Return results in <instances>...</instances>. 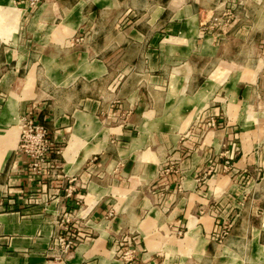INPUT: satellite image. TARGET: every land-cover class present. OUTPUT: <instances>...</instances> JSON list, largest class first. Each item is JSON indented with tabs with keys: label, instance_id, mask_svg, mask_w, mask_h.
I'll return each instance as SVG.
<instances>
[{
	"label": "crops",
	"instance_id": "0c3cea01",
	"mask_svg": "<svg viewBox=\"0 0 264 264\" xmlns=\"http://www.w3.org/2000/svg\"><path fill=\"white\" fill-rule=\"evenodd\" d=\"M41 1L31 15L30 0H0V10L17 14L12 37L0 36V45L13 49L0 53V70L15 63L0 77V94L6 96L0 97V264H264V39L253 38L264 33V0H246L248 9L239 11L249 20L245 29L254 34L249 56L225 60L239 66L234 70L218 56L215 69L193 89L197 65L191 58L198 51L204 58L220 49L212 35L217 30L207 24L221 13L216 5L223 0ZM232 1L236 10L238 0ZM21 24L24 39L15 32ZM39 36L48 85L40 87L36 63L25 77V83L30 74L33 78L31 90L23 89L25 83L19 90L17 62L25 59L28 67L32 49L25 56L18 50ZM54 47L65 54L43 52ZM180 50L186 59L178 65ZM164 54L173 66L158 107ZM133 71L152 75L135 79ZM116 74L121 82L110 83ZM146 85L151 90L143 92ZM115 88L121 100L111 109ZM23 91L26 97L13 98ZM104 97L107 116H118L122 125L103 127L97 114ZM183 108L192 110L190 116H182ZM204 109L202 118L219 126L194 137L189 133L192 115ZM21 116L45 125L54 149L65 144L56 155L61 164L55 179L32 176L28 158L15 151L14 130L7 142L5 131L17 127ZM112 133L127 142L119 158L133 162L127 180L138 186L129 190L117 184L102 187L93 176L110 159L102 155ZM183 133L189 139L181 140ZM168 162L176 164L175 170L161 175ZM116 163L110 159L107 176ZM227 168L230 172L223 173ZM90 178L85 191L83 182L89 181L83 180ZM78 179L75 196H83L88 209L81 213L90 216L83 230L93 231L94 237L78 244L69 258L54 262L48 260V247L59 209L74 206L63 185ZM227 222L231 231L218 245L215 236ZM124 237H129L125 248H138L131 263L119 259L125 248L115 254L114 245ZM131 238L136 240L130 243Z\"/></svg>",
	"mask_w": 264,
	"mask_h": 264
},
{
	"label": "rangeland",
	"instance_id": "374dc122",
	"mask_svg": "<svg viewBox=\"0 0 264 264\" xmlns=\"http://www.w3.org/2000/svg\"><path fill=\"white\" fill-rule=\"evenodd\" d=\"M245 1V3H244ZM236 2V0H235ZM257 2V1H256ZM254 2V4L257 6V3ZM42 4V1H40V3L36 6H34L32 8L33 12L31 13V15H34V12L37 10V8ZM232 4H234V1L232 0H223V2H219V4L217 3L216 7H218V11H221V13L217 14L216 16H214V18L211 20L210 23L207 24V26H211L214 30L216 29L217 31H215L212 35L214 37H216L215 39V46H217L216 44H219L220 49L216 48V51L211 50L209 51V54L204 56L200 54V52L198 51L197 55L193 56L191 58V62H193L195 65H197V67L193 68V75H192V89L195 88V86H198V83L201 82V80L203 79V77H205L206 75H208L210 72H212L215 67H216V62L217 60H215V58H217L218 56L223 55L225 57V59H222L225 65H227L225 60H230V56L235 54V58L237 60H240L241 58H243V56H249V52H250V40L253 37V33H250L247 31V29H245L246 25L248 24V18L247 16H242L240 15L239 11L242 10H247L248 7L246 5V0H238L237 1V7L236 10H232ZM251 5L254 6L251 2ZM251 9V8H250ZM249 9V10H250ZM233 11H237L236 13L233 14ZM16 21H17V14L12 12L10 9L7 8L0 10V36L2 37V39H6L8 40L9 38L12 37V32L14 31V28H16ZM240 25L238 30H235V26ZM12 27V28H11ZM24 24H21L19 29H17L16 34L19 36L20 39H24L26 38V35H24ZM244 27V28H243ZM231 28V29H230ZM235 28V29H234ZM49 39L53 40L54 39V35L52 32L49 33ZM30 36V35H29ZM38 36V33H37ZM31 37V36H30ZM41 36H39L36 41H34L32 45L27 44V46L25 44H23L22 47V51L18 50V53H20L21 55L25 56L24 53L25 51H30V48L32 49V56L30 55V60L28 61V67L26 66V60L25 59H19L18 60V75L17 78H19L16 86L19 90H21L22 86L25 83V77L27 76L28 73V69L31 65L33 64H38L36 65V70H38V78L40 79V83H41V88L46 87V84L48 85L47 80L45 79L43 73L44 70L41 66L42 61L40 60L39 57H41L42 52H41V46H43L42 42L40 41ZM254 38V42L257 41H261L264 39V33L263 32H257V36L253 37ZM30 40H32V38H29ZM34 39V38H33ZM47 39V38H46ZM45 40V39H44ZM46 43V42H45ZM223 44V45H222ZM57 44H55V42L52 43V47ZM45 46V45H44ZM226 47V49L223 51V47ZM49 48L48 52H47V48H45L46 50L43 51L44 53H46V55H51V56H57V55H61L63 56L65 54L64 50L65 49H58V48ZM218 47V46H217ZM27 48V50H26ZM8 49V50H13L10 46L5 45L3 42L0 45V53L3 54V50ZM24 52V53H23ZM23 53V54H22ZM165 56H163V62L165 68L163 69V90L160 89V95H158L160 97V99L158 100V107H160V103L163 102L167 90H168V85H166V83L168 82L170 73H171V68L173 66V64L171 65L168 60H169V55L168 54H164ZM131 58L133 57L132 54L130 56ZM210 58V60H209ZM168 59V60H167ZM182 59V60H181ZM186 57H185V51H179L178 52V65L184 63ZM204 59V60H203ZM234 60V58H233ZM8 66H3L2 70H0V77L2 76L3 73H6V70H10V68L15 66V63H11ZM206 66V67H205ZM227 68L230 69H235V68H239V66L236 65H227ZM133 78L138 79L141 78L139 75L141 74L138 71H133ZM152 75L151 71H144L142 72V79H144V75ZM31 75V74H30ZM29 75V76H30ZM145 75V76H146ZM27 78L30 80V78ZM195 78V80H194ZM199 78V79H198ZM122 77L121 75L116 74L115 77L113 79H111V82H114V84L121 82ZM31 81V80H30ZM222 81V80H221ZM105 82L103 81V83L101 85H98V87H100V95L103 96V92H105ZM130 86L132 87V91L135 89L134 85H133V81H131ZM119 89H114V92L116 93V98L114 97L113 102H111L109 105L112 109V105H120L117 100H121V98H118V94L117 91ZM151 90V87L149 86H144L143 87V92ZM25 91H23V95H18L17 96H13V98L16 100H19V98L22 97H26ZM162 93V94H161ZM187 94L190 95L189 92H187ZM5 94H0V97L2 98H6V96L4 97ZM64 98H66V95L63 96ZM62 98V100L64 99ZM59 99V98H58ZM107 98H103V102L104 105L101 107L99 114H97V116L100 118L101 123H103V127L106 129H110V128H116L119 125L123 124V121L119 118L118 116H111L108 117L107 116V105L109 103H107ZM65 101V100H64ZM67 102V101H66ZM69 103V102H68ZM153 103V102H152ZM107 104V105H106ZM108 105V106H109ZM114 110H116L114 108ZM206 110L208 109H204V110H199L200 112H198L195 116L194 114L192 115L193 117V122H192V128L189 129V133H192V135H194V137L197 136V133H199L200 135H203V129L204 131L208 128V129H213V128H217L218 126L216 124L215 120H210L207 121L205 120L204 117L206 114ZM192 113V110L190 108H183V112H182V116H190V114ZM108 117V118H107ZM24 116H21L19 119H16V124L17 127L14 128H10L8 129L6 132V139L7 142H10V140L12 139V134H10L9 131L14 130L13 132L17 134V139L15 141V145H16V152L20 153L19 151V146L20 144L19 139L20 136L23 132V130L26 129L25 127V122L23 120ZM27 119V118H26ZM22 120V121H20ZM40 124V123H38ZM43 125V124H41ZM46 129L47 127L45 125H43ZM215 126V127H214ZM77 128V127H76ZM200 130V132H197L196 130ZM48 131V129H47ZM131 132H136L134 131V129ZM115 133V132H114ZM187 133H183L182 136L180 137L181 140L182 138H186L189 139V134H187L188 136H186ZM185 135V137L183 136ZM196 135V136H195ZM50 134L48 132V140L50 142ZM110 139L109 144H108V148L106 149V152L102 155L103 157H109L110 159L115 160L117 163L116 165L112 168L110 174L107 176V165L110 161V159L107 158V160H105L102 168H100V171H94L93 176L95 177V180H98L99 184L102 187H111L114 184H117L118 186H120L123 189L129 190L132 189L136 186H138L137 183H134V181H128L127 179L130 178L131 176V172L133 170V162L131 160H127L126 158H119L118 156V152L120 149H122L125 145H126V141H124L123 139L121 141L117 140V137L115 134H110ZM106 139V135L103 138V141H105ZM11 143V142H10ZM51 144V148H50V152L49 155H47L46 157V161L45 163H43V165H40L39 169L34 172L32 176H34L35 178H40V179H44V180H53L57 177V175L59 174V165L61 164V162L58 160L57 156H60V151H62V149L64 148L65 144H61L60 146L57 147V149H54V145L52 144V142H50ZM152 148H156L155 146ZM99 150V149H98ZM29 163L31 162L28 159ZM176 168V164H171L170 162H168L167 164V168L163 171H161V175H165L167 173L170 172L171 169L175 170ZM223 173H228L230 172L227 169H223L222 171ZM95 173H98L99 176H96ZM97 174V175H98ZM130 174V175H129ZM91 176V177H93ZM134 178V177H131ZM115 179V180H114ZM120 179V181H116ZM83 181H89V182H83V189L86 191L88 188V185L90 183V181H93L92 178H90L89 180H83ZM76 182H79L75 180V182H64L63 185V192H64V196L67 199L70 198H74V206L73 207H68L65 205H61V208L59 209L58 212V217H57V223H56V230L54 231L55 233L53 234L51 243L48 247V260L54 261V262H62L63 260L69 258L70 256H72V254L75 251V248L77 247L78 244L83 243L85 241H89L91 240L94 236H93V231H84L83 227L85 222L88 221V219L90 218V216L87 215H83V211L88 209V206L85 204V200L83 198V196H75V193L77 191V186L75 185ZM80 184V183H79ZM82 185V184H81ZM115 201V199H114ZM113 212H112V216L113 217ZM229 223L227 222L225 225L221 226V231H219V233L216 234L214 241L218 244V245H222L224 239L229 235L231 228L228 227ZM128 236V235H127ZM125 239L122 241H117V244L114 245V249H115V254L120 253V248H125V245H127V243H129V237H124ZM214 238V237H213ZM60 239H62L63 241H60ZM136 240V239H135ZM133 238H131L130 243H133L135 241ZM57 241V244H56ZM261 242H264L261 241ZM68 246V247H67ZM120 247V248H119ZM138 254V248L137 245H131L130 247H126L119 255V259L126 262V263H131L132 260H134L136 258V255ZM117 256V255H116Z\"/></svg>",
	"mask_w": 264,
	"mask_h": 264
},
{
	"label": "built area",
	"instance_id": "2783aa9c",
	"mask_svg": "<svg viewBox=\"0 0 264 264\" xmlns=\"http://www.w3.org/2000/svg\"><path fill=\"white\" fill-rule=\"evenodd\" d=\"M40 1L30 0V6L33 8ZM23 120L26 121L24 124L26 129L23 130L18 142L19 144L21 143L19 151L31 161L30 168L36 172L40 165L47 162L46 157L50 152L51 144L48 140V131L43 125L36 124L33 119L23 118ZM60 241L63 240L60 239Z\"/></svg>",
	"mask_w": 264,
	"mask_h": 264
},
{
	"label": "bare ground",
	"instance_id": "6f19581e",
	"mask_svg": "<svg viewBox=\"0 0 264 264\" xmlns=\"http://www.w3.org/2000/svg\"><path fill=\"white\" fill-rule=\"evenodd\" d=\"M30 78V80L28 79V81L25 83V85H24V90H27V92L28 91H30L31 90V88H32V85H33V78L32 77H29ZM34 95V94H33ZM30 96H32V95H30ZM33 99H34V97H33ZM39 99V98H38ZM41 100V99H40ZM42 100H43V98H42ZM11 148V147H10ZM11 150H13V149H11ZM10 153V152H9ZM10 155V154H9Z\"/></svg>",
	"mask_w": 264,
	"mask_h": 264
}]
</instances>
